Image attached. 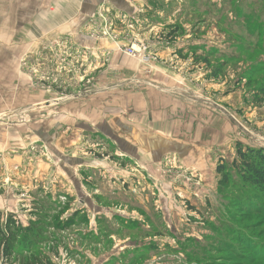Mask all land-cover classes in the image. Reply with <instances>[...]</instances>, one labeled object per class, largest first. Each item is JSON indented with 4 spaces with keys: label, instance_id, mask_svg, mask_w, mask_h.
<instances>
[{
    "label": "rangeland",
    "instance_id": "rangeland-1",
    "mask_svg": "<svg viewBox=\"0 0 264 264\" xmlns=\"http://www.w3.org/2000/svg\"><path fill=\"white\" fill-rule=\"evenodd\" d=\"M88 2L0 0V59L18 54L0 115V214L28 227L35 200L51 205L65 227L57 255L42 249L55 264H264V217L240 210L253 188L232 169L237 144L264 149V0ZM236 32L249 49L230 44ZM195 93L212 94L216 134L230 139L198 167L158 134L193 142L211 127L210 109L158 115L166 94Z\"/></svg>",
    "mask_w": 264,
    "mask_h": 264
},
{
    "label": "trees",
    "instance_id": "trees-1",
    "mask_svg": "<svg viewBox=\"0 0 264 264\" xmlns=\"http://www.w3.org/2000/svg\"><path fill=\"white\" fill-rule=\"evenodd\" d=\"M229 4L233 5V2ZM224 6L226 7V3ZM204 12L212 13L207 7ZM225 12L226 9L220 10L218 16L220 13L224 14ZM253 25L255 29H259L261 26L258 22ZM173 29V31H176L178 28L174 26ZM236 34L239 42L230 44L233 47L239 46L249 49V47L247 48L246 45L242 44L241 39L243 36L240 32H236ZM204 61L209 63L207 58ZM236 149L238 160L234 161L232 169L245 185H248L251 189L253 188V196L239 208L244 211L243 214L252 212L261 214L264 217V149L249 148L242 144H237ZM219 172L223 174V184L230 180L231 170L226 168L225 164ZM46 196L50 197L48 194ZM50 207L51 205L35 200L33 206L35 220H32L28 227L24 226L14 215L4 216L0 214V264H55L50 252L57 255L60 239L56 235L58 231H62L65 227L61 226L59 217L52 216V208ZM239 239L241 240L240 237ZM257 242H262V240L258 237ZM44 246H49L50 252L48 254L42 250ZM262 247H264V243ZM147 248L152 250L157 246L152 244ZM139 258L135 260H139ZM132 264H136V261H133Z\"/></svg>",
    "mask_w": 264,
    "mask_h": 264
},
{
    "label": "crops",
    "instance_id": "crops-1",
    "mask_svg": "<svg viewBox=\"0 0 264 264\" xmlns=\"http://www.w3.org/2000/svg\"><path fill=\"white\" fill-rule=\"evenodd\" d=\"M100 0H89V4L92 5L93 8H97L98 4H99ZM118 3L122 4L123 6H127L125 3L126 0H116ZM133 1H137V0H133ZM162 20V19H160ZM164 25L167 28L172 27L171 23H168L167 21H164ZM167 22V23H166ZM164 38L165 37H162ZM164 42L161 40V42L159 43V45L156 48H159L158 50H160L162 47L161 45ZM2 45V44H1ZM5 46V45H4ZM12 48L14 49V51L12 52ZM16 45H10L8 46V50L6 53V58L4 60L0 59V115L5 114V109H6V99H11V97H5L6 94H10L12 92V90L14 89V85H15V80L17 78V73H18V64H17V58H18V54L16 52ZM176 48L178 49L177 46H174L171 50L172 53H170L171 56H176V55H181V51L182 50H176ZM170 50V49H169ZM167 49L162 48V52L160 54H162V56H167L169 54H167ZM188 49H185V51L183 52V54L187 53ZM210 82H207V84H209ZM185 92L188 93V95L186 97L189 96V91H187L186 89H184ZM191 95H194L195 98H193ZM167 98L165 99V107H166V113L163 114V112L161 114H158L159 116H161L162 118H172V117H177V114H182L183 111L187 112V108L190 109L191 113H193V115L195 117H198L199 114L201 112H208V110H211L210 113V120H211V127L209 124V121L207 120V118H205L204 120L202 118H200V120H203V124L204 121H206L205 123L207 124V126L203 127V129L201 131L197 132V136L194 138L193 142L191 140L185 139L179 136V139H175L176 137H173V131L170 130V128L168 129V133H158L161 134V136H164L163 139H166L169 143H179L182 144V149L184 150H192L193 151V163H191L194 166L198 167L197 165L202 166L203 164V160L205 159L206 156V152L209 150L210 153L208 155V158L210 159V162H212V157L213 154L216 150H218V148H223V146H226L230 143V139L228 138L226 132H223L224 136L222 134L217 135L216 134V129H215V122L213 120L214 117V108L212 106L207 105L208 101L207 100H211L213 99L212 94H208L206 93L205 96L204 95H200L199 93H195V94H190V100L187 99H183L181 96L177 97H171V95L166 94ZM204 96V103H198V101H194L193 99L198 100V98H203ZM165 98V97H164ZM172 103V106H171ZM184 103V104H183ZM173 104H175V106H173ZM200 109H199V108ZM152 114H149L148 117H145L146 121H150L151 119L153 120V118L151 117ZM192 115V116H193ZM161 118V119H162ZM159 119V118H158ZM159 119V120H161ZM154 120H156L154 118ZM172 127V124L170 125ZM198 126H200L198 124ZM226 147H224L223 149H225ZM221 149V150H223ZM197 151H199L200 155H197ZM207 158V156H206ZM208 158L206 161H208ZM210 164V163H208ZM206 165V164H205ZM207 166V165H206Z\"/></svg>",
    "mask_w": 264,
    "mask_h": 264
}]
</instances>
